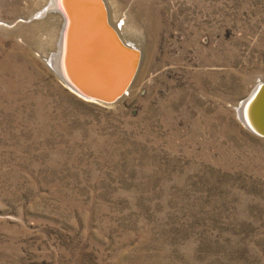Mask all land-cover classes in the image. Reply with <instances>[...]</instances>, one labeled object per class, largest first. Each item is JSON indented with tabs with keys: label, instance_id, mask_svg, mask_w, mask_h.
<instances>
[{
	"label": "rangeland",
	"instance_id": "1",
	"mask_svg": "<svg viewBox=\"0 0 264 264\" xmlns=\"http://www.w3.org/2000/svg\"><path fill=\"white\" fill-rule=\"evenodd\" d=\"M47 2L0 0V264H264V136L237 105L264 0H109L142 58L108 104L50 68Z\"/></svg>",
	"mask_w": 264,
	"mask_h": 264
},
{
	"label": "bare ground",
	"instance_id": "2",
	"mask_svg": "<svg viewBox=\"0 0 264 264\" xmlns=\"http://www.w3.org/2000/svg\"><path fill=\"white\" fill-rule=\"evenodd\" d=\"M104 2L108 10L109 21L116 29L118 36L122 39V41L125 44H128L133 48L138 49L134 45V43L128 40L126 37L125 34V31H127L126 21L123 18L121 19L120 17H117L116 15L113 14L111 15L110 7L112 6L109 0H104ZM92 3L93 5L98 6L97 0H92ZM59 4H60V0H48L46 4V8L44 9L43 7L44 10L43 11L41 10L40 14H42L43 12H47L48 9H52L53 12H48L47 14L48 19H45L44 22L41 23L45 24L44 27L48 28L49 27L48 24L49 22H51L52 26L50 27L51 28L56 27L59 33V37L63 36V39H67V36L68 37L70 36L68 32V30L70 31L69 20L61 11L60 6H58ZM71 32H72L71 37L73 38V43L78 41V44L76 43L73 46L74 47L73 56H72V52L70 54V66L72 67L71 71L74 73L73 76L76 78V80H78V82L81 81L83 85L86 86L87 88L90 87L92 89L102 91L103 94H109L113 90L119 91L120 89H122L125 83L127 82L128 78L132 74L136 62H138V54L128 51L126 49L119 48V44L117 40L114 38L113 34L107 30L106 26L104 25L103 18L102 17L100 18L98 16L97 10L80 11V14H78V16L76 17ZM56 36L54 35V37ZM141 58H142V53H140L139 65L135 73L134 79L137 75L139 66L141 65L140 64ZM47 59L49 65L51 62L52 63L55 62L52 60L50 61L49 58ZM88 61L92 62V64L95 65L94 68H97L98 70L96 71L98 74L95 77L96 79L94 80V83H92L87 79V77H85L86 75L84 74L83 71L84 70L83 66L87 65ZM59 80L70 91L81 96L72 87H70L64 80L60 78ZM132 83L133 81L128 87V90L131 89ZM259 85L260 83L256 84L252 89V91H250L248 97L240 101L239 104H237L239 108L238 109L239 115L241 114V117L244 120V124L248 125L251 128L254 129L256 128L258 130L260 126L258 125V123L254 118L255 116L254 109L259 101V98L262 96V93L255 95L254 91L256 89L257 90L259 89Z\"/></svg>",
	"mask_w": 264,
	"mask_h": 264
},
{
	"label": "water",
	"instance_id": "3",
	"mask_svg": "<svg viewBox=\"0 0 264 264\" xmlns=\"http://www.w3.org/2000/svg\"><path fill=\"white\" fill-rule=\"evenodd\" d=\"M97 8L95 5H93L92 0H60V6L61 11L66 16V18L69 20L70 25V31L68 30L70 36H67V39H63V36H60L58 39V50L55 55V58L52 61H55L54 63H50L51 69L54 71L57 77L64 80L70 87H72L76 92H78L82 97L101 102V103H113L115 102L119 97L122 96V94L128 89L131 82L134 79L135 73L137 71L138 65H139V59H140V51L136 48H133L132 46L125 44L122 39L118 36V33L114 26L109 21V14L106 7V4L104 0H97ZM82 10H88L93 11L97 10L98 16L103 18L104 25L106 26L107 30L113 34L114 38L117 40L119 44V48L126 49L128 51L134 52L138 54V62H136V65L134 67V70L130 77L128 78L127 82L123 86L122 89L119 91H112L109 94H103L102 91L95 90L92 88H87L83 85V83L73 76L74 73L71 71L72 67L70 66V54L72 52L73 56V46L74 44H78L77 42L73 43V38L71 37V31L74 26L76 17L78 14H80V11ZM68 34V35H69ZM73 43V44H72ZM94 64L92 62L87 63V65H84V74L86 75L87 79L94 83V80L96 79V75L98 74L96 71L97 68H94ZM74 71V70H73ZM91 83V84H92ZM259 89L255 92V95H258L259 93H262V96L259 98L258 103L256 104V107L254 109L255 113V120L260 126L259 130L249 127L248 125H245L250 131L254 132L255 134L259 136H264V82H259ZM114 92V93H113ZM244 108V107H243ZM242 108V109H243ZM241 121L244 123L243 118L241 117Z\"/></svg>",
	"mask_w": 264,
	"mask_h": 264
}]
</instances>
